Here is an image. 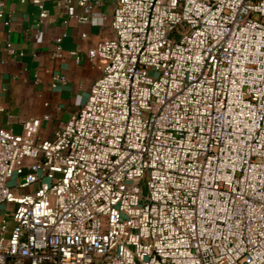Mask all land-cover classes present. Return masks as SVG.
Wrapping results in <instances>:
<instances>
[{"label": "built area", "instance_id": "2783aa9c", "mask_svg": "<svg viewBox=\"0 0 264 264\" xmlns=\"http://www.w3.org/2000/svg\"><path fill=\"white\" fill-rule=\"evenodd\" d=\"M100 4L57 1L82 25ZM111 27L52 138L0 125V264H264V0H116Z\"/></svg>", "mask_w": 264, "mask_h": 264}, {"label": "crops", "instance_id": "0c3cea01", "mask_svg": "<svg viewBox=\"0 0 264 264\" xmlns=\"http://www.w3.org/2000/svg\"><path fill=\"white\" fill-rule=\"evenodd\" d=\"M58 0L46 2L50 17L41 27V40L33 37L32 28L39 20V8L31 0H6L9 23L0 21V125L17 133L24 122L41 118L40 140L54 136L69 118L78 112L91 93L93 84L103 74L100 62H92L88 50L98 41L114 35L111 18L116 0H101L95 9L106 16L104 24L82 25L57 5ZM68 21L65 23V21ZM87 37H82L83 33ZM66 33L63 40L64 57L53 56L55 39ZM9 39L18 50L10 54L5 46ZM77 52L80 59H76ZM55 74L67 80L53 86ZM49 115L48 119H43Z\"/></svg>", "mask_w": 264, "mask_h": 264}, {"label": "rangeland", "instance_id": "374dc122", "mask_svg": "<svg viewBox=\"0 0 264 264\" xmlns=\"http://www.w3.org/2000/svg\"><path fill=\"white\" fill-rule=\"evenodd\" d=\"M2 209H3V208H1V211H0L1 215H2V213H4V211H3Z\"/></svg>", "mask_w": 264, "mask_h": 264}]
</instances>
